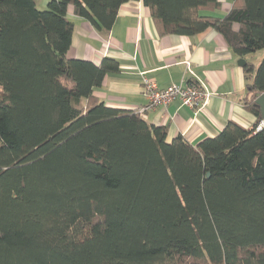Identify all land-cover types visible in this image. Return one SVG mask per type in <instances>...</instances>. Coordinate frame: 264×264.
Segmentation results:
<instances>
[{"label": "trees", "instance_id": "1", "mask_svg": "<svg viewBox=\"0 0 264 264\" xmlns=\"http://www.w3.org/2000/svg\"><path fill=\"white\" fill-rule=\"evenodd\" d=\"M130 0H0V264H264V0H142L161 34L211 26L245 59L243 104L196 145L93 91L115 59L67 58L68 4L109 31ZM233 24L238 28L233 29Z\"/></svg>", "mask_w": 264, "mask_h": 264}, {"label": "crops", "instance_id": "2", "mask_svg": "<svg viewBox=\"0 0 264 264\" xmlns=\"http://www.w3.org/2000/svg\"><path fill=\"white\" fill-rule=\"evenodd\" d=\"M34 1L43 9L49 0ZM220 1V8L202 13L222 17L232 1ZM66 17L73 23L67 58L96 65L112 58L118 63V70L106 74L101 86L93 91L106 106L135 110L146 105L143 78L156 82L159 88L195 78L212 92L206 107L198 113L174 99L141 114L147 123L165 128L167 141L181 135L196 145L215 136L228 121L246 128L256 121L243 104L247 89L243 65L238 62L241 57L215 28L209 26L192 35L161 34L142 0L122 3L109 31L98 30L87 18L76 14L72 4L67 5ZM237 28L233 24V29ZM251 57L247 59L253 62ZM186 61L192 72L187 70Z\"/></svg>", "mask_w": 264, "mask_h": 264}, {"label": "built area", "instance_id": "3", "mask_svg": "<svg viewBox=\"0 0 264 264\" xmlns=\"http://www.w3.org/2000/svg\"><path fill=\"white\" fill-rule=\"evenodd\" d=\"M186 67L189 72H192L189 62L186 61ZM143 74V72H140ZM143 91L147 98V103L135 110L139 114H143L147 109L156 106H165L174 99H178L184 106H188L195 113L202 111L212 94L206 85L197 79H189L186 82L171 84L165 88H159L157 83L146 78H143ZM264 126V121L258 125V129Z\"/></svg>", "mask_w": 264, "mask_h": 264}, {"label": "water", "instance_id": "4", "mask_svg": "<svg viewBox=\"0 0 264 264\" xmlns=\"http://www.w3.org/2000/svg\"><path fill=\"white\" fill-rule=\"evenodd\" d=\"M238 62L239 64L244 65L246 61L244 58H240ZM254 105L259 107L262 120L264 121V93L259 94L254 99Z\"/></svg>", "mask_w": 264, "mask_h": 264}, {"label": "rangeland", "instance_id": "5", "mask_svg": "<svg viewBox=\"0 0 264 264\" xmlns=\"http://www.w3.org/2000/svg\"><path fill=\"white\" fill-rule=\"evenodd\" d=\"M251 55V59L253 60V62L257 63L260 57L264 55V48Z\"/></svg>", "mask_w": 264, "mask_h": 264}]
</instances>
